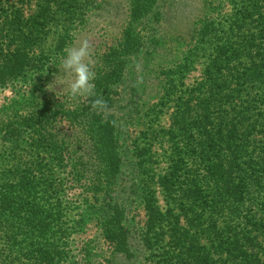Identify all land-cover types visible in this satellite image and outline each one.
<instances>
[{
    "label": "trees",
    "instance_id": "obj_1",
    "mask_svg": "<svg viewBox=\"0 0 264 264\" xmlns=\"http://www.w3.org/2000/svg\"><path fill=\"white\" fill-rule=\"evenodd\" d=\"M159 1L134 2L119 46L94 71L95 95L72 108L61 100L68 88L41 77L69 40L51 55L41 47L53 23L72 20L82 3L36 0L28 13L33 0H0V88L31 86L0 109V264H73L65 222L73 185L98 218L112 264L153 245L162 248L158 264H264V0H233L225 22L200 27L195 82L164 77L160 99L175 109L155 135L162 162L148 136L130 141L131 122L146 114L134 60L146 44L143 27L161 20ZM95 99L104 105L93 108ZM137 206L146 216L140 240ZM84 253L90 264V247Z\"/></svg>",
    "mask_w": 264,
    "mask_h": 264
},
{
    "label": "rangeland",
    "instance_id": "obj_2",
    "mask_svg": "<svg viewBox=\"0 0 264 264\" xmlns=\"http://www.w3.org/2000/svg\"><path fill=\"white\" fill-rule=\"evenodd\" d=\"M35 1L33 0L27 7L28 13L36 9ZM232 1L160 0L157 10L161 13V20L158 21L153 17L154 21L152 23L149 21L148 25L142 29V33H147L146 44L139 53L140 57L134 61L135 63L139 61L136 67L138 78L141 80V75L144 76V97L140 104L146 114L139 123L137 121L131 122L130 141L140 138L141 145H143L147 142L145 136H148L154 144L153 151L155 150L161 162L164 147L157 142L155 135L162 128L170 126L175 109L174 100L164 101V99H160L162 96L160 88L162 82L165 81L164 77L168 74L175 75L180 78V82H185V84H192L200 77L203 59L198 54L201 41L196 32L198 33L200 27L204 26L206 22L210 21L214 25H217L220 20L225 22V18H228L232 12ZM80 2L82 4L72 7V20L58 19L53 23L47 32L41 49L51 55V52L54 53L58 50L62 38L69 40L66 49L78 47L82 40L87 39L90 44L89 58L92 61V69L95 71L98 62L108 56L113 48L119 46L126 29L125 26L131 20L134 2L136 6L137 0H80ZM149 13L148 17L150 18L154 12ZM155 32L158 33L160 44L154 50L155 46L152 43L154 40L152 41L153 37L151 38V36L156 34ZM67 34L70 36L66 37ZM38 52L36 50V53ZM52 59L58 67L61 59L57 60L58 57L55 55ZM57 67L53 72L47 70L41 76L42 79L48 82L52 75L51 79L57 82V87L66 86L68 88L67 85L73 79L72 74H66L62 68L59 72ZM35 75L39 77V74ZM161 78H163L162 81H160ZM29 89L31 86L23 84V82H16L0 88V109L3 105L9 104V99H18L21 94L29 92ZM86 99L87 97L73 98L68 94L61 97V100L69 102V106L72 108ZM5 153L3 145L0 143V160L6 155ZM69 194L68 199L71 201L72 211L69 212L71 215L65 222H67L70 230L68 242L73 264H87L84 257L86 246L90 247V264L99 262L112 264L118 261L110 245L100 237L98 218L89 212L85 213L84 207H82L84 204L82 187L73 185ZM159 198L161 199L160 204L164 207L161 194ZM132 214L135 218L133 220L136 228L135 235L140 240L143 230H146L145 212L142 206H137L133 209ZM82 216H85V220L86 218L87 220L81 221ZM79 220L82 225L77 223ZM153 246H155L153 251L145 246L147 250L137 251L136 256L131 260L122 259L116 264H158L160 259L158 253L162 251V248L158 245Z\"/></svg>",
    "mask_w": 264,
    "mask_h": 264
},
{
    "label": "clouds",
    "instance_id": "obj_3",
    "mask_svg": "<svg viewBox=\"0 0 264 264\" xmlns=\"http://www.w3.org/2000/svg\"><path fill=\"white\" fill-rule=\"evenodd\" d=\"M90 44L87 39L80 42L78 47L66 49L65 54L59 61V72L61 68L64 72L71 73L73 79L68 84V95L77 97H92L95 95L94 83L96 73L92 69L90 57ZM51 65V64H50ZM104 101L95 99L92 101V107H102Z\"/></svg>",
    "mask_w": 264,
    "mask_h": 264
}]
</instances>
